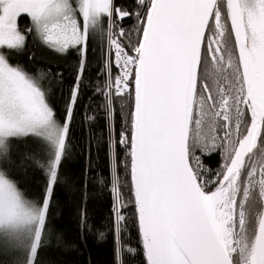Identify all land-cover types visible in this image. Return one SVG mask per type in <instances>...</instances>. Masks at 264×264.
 <instances>
[{
	"label": "snow or ice",
	"instance_id": "1",
	"mask_svg": "<svg viewBox=\"0 0 264 264\" xmlns=\"http://www.w3.org/2000/svg\"><path fill=\"white\" fill-rule=\"evenodd\" d=\"M134 4L135 12L118 0H0V264H40L49 246L51 198L94 42L102 83L86 87L104 113L116 264H264V0ZM133 17L135 40L122 26ZM28 36L79 53L63 118L43 70L10 62ZM24 138L39 150L17 165ZM214 152L223 161L215 172L203 164ZM25 162L46 175L39 196L12 175ZM126 211L135 247H125Z\"/></svg>",
	"mask_w": 264,
	"mask_h": 264
},
{
	"label": "trees",
	"instance_id": "2",
	"mask_svg": "<svg viewBox=\"0 0 264 264\" xmlns=\"http://www.w3.org/2000/svg\"><path fill=\"white\" fill-rule=\"evenodd\" d=\"M118 4L133 12L136 11L134 0H118ZM136 24L133 17L125 20L122 25L125 30H133V40H135ZM19 26L21 29L28 28L30 18L23 15L19 19ZM12 52L10 62L23 66L33 74L43 70L45 74L42 77L43 82L50 89L49 101L58 117L63 118L65 98L75 83L79 53L75 49L63 54L57 53L38 40H34L32 36L27 37L23 50ZM102 66L101 52L94 42L89 47L88 67L84 73L81 99L70 127L68 152L62 160L59 169L60 179L51 198L49 246L40 251V264H116L117 245L112 212L114 193L111 191L110 161L105 144L107 133L103 126L104 113L98 108L101 101L98 98L91 99L94 88L90 90L86 87L89 82L93 86L102 83V80H97ZM57 73L62 74L58 78L61 83H53L51 80V76ZM89 104L91 107H86ZM92 117L95 119H91ZM122 123V116H117V130ZM38 150L39 146L35 139L19 140L14 147V159L17 165L26 154ZM222 162L219 152L203 158L205 168L213 172L219 169ZM25 165L13 168L12 175L19 181V187L27 192L29 198L39 196L44 191L46 175L38 167L28 165V162H25ZM119 175L121 183H125L126 173L123 169ZM123 194L124 202L127 203L129 198L127 188L123 189ZM125 215L129 217L127 230L124 233L125 247H135L138 240L132 222V212L126 211ZM101 232L104 233L103 237L100 236ZM56 236L61 238L59 242ZM127 255L126 251L121 253L122 257Z\"/></svg>",
	"mask_w": 264,
	"mask_h": 264
},
{
	"label": "rangeland",
	"instance_id": "3",
	"mask_svg": "<svg viewBox=\"0 0 264 264\" xmlns=\"http://www.w3.org/2000/svg\"><path fill=\"white\" fill-rule=\"evenodd\" d=\"M13 52H11V54H12ZM12 63V62H11ZM13 65H16L15 63H12Z\"/></svg>",
	"mask_w": 264,
	"mask_h": 264
},
{
	"label": "flooded vegetation",
	"instance_id": "4",
	"mask_svg": "<svg viewBox=\"0 0 264 264\" xmlns=\"http://www.w3.org/2000/svg\"><path fill=\"white\" fill-rule=\"evenodd\" d=\"M76 51V50H75ZM78 53V52H77Z\"/></svg>",
	"mask_w": 264,
	"mask_h": 264
}]
</instances>
